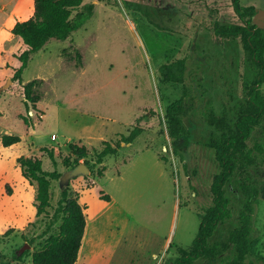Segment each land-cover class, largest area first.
<instances>
[{
	"label": "rangeland",
	"instance_id": "374dc122",
	"mask_svg": "<svg viewBox=\"0 0 264 264\" xmlns=\"http://www.w3.org/2000/svg\"><path fill=\"white\" fill-rule=\"evenodd\" d=\"M244 2L264 9V0ZM84 4L95 7L81 28L64 40L50 39L32 54L24 83L38 80L41 100L40 111H28L22 87L12 81L21 63L18 55L27 46L11 29L32 16L34 1L0 0V264L14 252L28 253L10 264H33L29 253L44 244L48 224L52 222L49 234L59 231L61 219L52 217L68 184L89 210L79 264H168L178 247L193 243L199 213L213 205L211 184L221 167L209 143L218 140L221 131L208 114L236 119L257 74L240 37L216 34L221 26L243 23L231 0ZM181 59L184 81H165L161 65ZM176 101L183 105L182 129L173 139L166 113ZM22 115L35 124H27ZM137 124L143 131L135 141L122 142L117 154L96 162L105 141L115 144ZM7 133L19 134L22 140L5 147L1 138ZM70 143L86 145L88 157L73 154ZM248 143L264 145V118ZM254 152L258 161L247 170L260 191L250 235L257 250L247 263L264 264V157ZM22 155L38 156L46 170L63 173L53 180L47 214H37L38 186L25 177L18 161ZM77 163L92 169L65 179ZM241 173L225 186L233 214L210 238L220 253L193 264H222L236 256L229 237L247 199Z\"/></svg>",
	"mask_w": 264,
	"mask_h": 264
},
{
	"label": "trees",
	"instance_id": "16d2710c",
	"mask_svg": "<svg viewBox=\"0 0 264 264\" xmlns=\"http://www.w3.org/2000/svg\"><path fill=\"white\" fill-rule=\"evenodd\" d=\"M34 12L24 20H18L11 29L13 35L22 39L27 46L18 55L20 65L12 77L23 89L27 110L40 111L38 102L41 95L36 91L38 80L24 83L23 73L34 52L45 47L50 39L64 40L74 31L81 28L94 14V4H84L85 0H33ZM236 15L242 20V25H225L216 29V34L222 37H240L246 53L257 68L253 83L249 86L247 104L236 119L218 116L214 111L208 114V120L221 131V137L211 141L209 147L216 151V160L221 170L215 174L211 184L213 205L203 213L199 231L189 247H178V254L168 264H193L201 257H216L220 253L218 245H212L210 238L217 226L233 214L230 199L226 195V184L238 172L242 173L241 188L246 196V202L240 212V223L231 231L230 241L235 245L237 254L234 258L224 260L222 264H248L247 259L257 250L256 241L250 238L253 229V214L259 189L252 184L247 168L258 161L257 150L264 157V145L256 143L250 147L248 140L255 128L264 118V28L253 22L257 12L254 3L244 0H231ZM131 7H137L128 1ZM161 74L165 81L183 82L185 74L184 60L165 62L161 65ZM2 91L0 87V97ZM183 105L181 101L171 104L166 116L169 120L170 136L177 139L181 136ZM25 122L34 125L28 115H22ZM143 127L137 124L127 135L115 144L105 141L104 147L96 154V162L103 163L108 155L117 154L122 142L132 143L142 133ZM22 140L19 134H4L1 142L9 147ZM73 154L79 158H87L89 148L86 145L70 143ZM54 155L52 154V157ZM162 160H167L161 157ZM25 177L37 183V214H47L52 206L53 180H60L63 173L44 168L43 160L38 156L22 155L18 159ZM80 164V163H77ZM92 169L91 167H89ZM9 186V185H7ZM105 199H111L109 194L102 193ZM61 219L59 231L49 234L52 225L48 224L44 244L29 253L33 264H76L79 259L83 238L87 227L85 206L80 202L79 194H72L70 184L64 185L61 198L55 207L52 220ZM31 243L33 240L30 241ZM13 253L12 257L1 264H10L12 260H23L25 255Z\"/></svg>",
	"mask_w": 264,
	"mask_h": 264
},
{
	"label": "water",
	"instance_id": "95a60500",
	"mask_svg": "<svg viewBox=\"0 0 264 264\" xmlns=\"http://www.w3.org/2000/svg\"><path fill=\"white\" fill-rule=\"evenodd\" d=\"M253 22L257 24L259 27L264 28V9L262 8L257 9V12L253 18ZM86 172H90L89 166L86 163H80L77 166H75L73 169L68 170L64 174V178L70 179L72 177H75L79 174H83Z\"/></svg>",
	"mask_w": 264,
	"mask_h": 264
},
{
	"label": "crops",
	"instance_id": "0c3cea01",
	"mask_svg": "<svg viewBox=\"0 0 264 264\" xmlns=\"http://www.w3.org/2000/svg\"><path fill=\"white\" fill-rule=\"evenodd\" d=\"M33 9H34V6H33ZM1 29V28H0ZM80 190V189H79ZM82 190V191H81ZM80 191L83 193V192H85L83 189H81ZM79 192V191H78ZM110 197H111V195H110ZM111 199H113L112 197H111ZM80 202L85 206V212H86V214H87V227H86V231H85V235H84V238H83V244H82V247H83V245H84V239H85V237H86V233H87V228H88V226H89V224H90V219H89V210H88V208L86 207V203H84L83 201H82V198H80ZM82 247H81V250H80V255H79V259H78V261L76 262V264H79V262H80V259H81V257H82Z\"/></svg>",
	"mask_w": 264,
	"mask_h": 264
},
{
	"label": "bare ground",
	"instance_id": "6f19581e",
	"mask_svg": "<svg viewBox=\"0 0 264 264\" xmlns=\"http://www.w3.org/2000/svg\"><path fill=\"white\" fill-rule=\"evenodd\" d=\"M85 243L87 244V238H86V240H85ZM86 244H85V246H86ZM85 249V248H84ZM84 252H85V250H82V256L84 255Z\"/></svg>",
	"mask_w": 264,
	"mask_h": 264
},
{
	"label": "built area",
	"instance_id": "2783aa9c",
	"mask_svg": "<svg viewBox=\"0 0 264 264\" xmlns=\"http://www.w3.org/2000/svg\"><path fill=\"white\" fill-rule=\"evenodd\" d=\"M54 138H56V135H54Z\"/></svg>",
	"mask_w": 264,
	"mask_h": 264
}]
</instances>
